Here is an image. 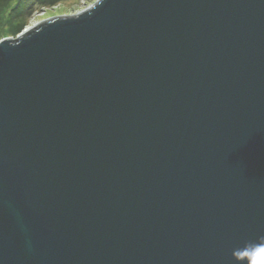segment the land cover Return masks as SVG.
I'll list each match as a JSON object with an SVG mask.
<instances>
[{
	"label": "water",
	"instance_id": "95a60500",
	"mask_svg": "<svg viewBox=\"0 0 264 264\" xmlns=\"http://www.w3.org/2000/svg\"><path fill=\"white\" fill-rule=\"evenodd\" d=\"M264 237V0H96L0 38V264H247Z\"/></svg>",
	"mask_w": 264,
	"mask_h": 264
},
{
	"label": "rangeland",
	"instance_id": "374dc122",
	"mask_svg": "<svg viewBox=\"0 0 264 264\" xmlns=\"http://www.w3.org/2000/svg\"><path fill=\"white\" fill-rule=\"evenodd\" d=\"M96 0H36L31 3V0H0V32L2 30L8 31L10 29L9 22L18 25L14 34L6 35L4 37H15L25 29H29L34 26V24L40 22L41 20L64 14L76 13L90 5H92ZM30 4V11L24 12L22 15H15L16 4ZM26 6V5H25ZM6 20V21H4ZM1 34V33H0ZM3 38V37H2Z\"/></svg>",
	"mask_w": 264,
	"mask_h": 264
},
{
	"label": "clouds",
	"instance_id": "9594fccd",
	"mask_svg": "<svg viewBox=\"0 0 264 264\" xmlns=\"http://www.w3.org/2000/svg\"><path fill=\"white\" fill-rule=\"evenodd\" d=\"M232 255L237 260H245L247 264H264V237L258 243H250L233 250Z\"/></svg>",
	"mask_w": 264,
	"mask_h": 264
},
{
	"label": "trees",
	"instance_id": "16d2710c",
	"mask_svg": "<svg viewBox=\"0 0 264 264\" xmlns=\"http://www.w3.org/2000/svg\"><path fill=\"white\" fill-rule=\"evenodd\" d=\"M24 1H27V0H24ZM34 1H36V0H31V3H34ZM14 2H15V0H14ZM31 3L30 4H26L25 3V5H23L22 3L21 4H16V6H15V15H22V13L24 12V10H25V13L27 12H29L30 11V5H31ZM1 16V15H0ZM2 17V16H1ZM0 20H2V18H0ZM4 21H6V20H4ZM11 23V24H10ZM9 24H10V29H8V31H6L5 29L4 30H2L0 33V38H2V37H4V36H6V35H11V34H14L16 31H18V30H15L17 27H19L18 25H15V27H14V23H12V22H9Z\"/></svg>",
	"mask_w": 264,
	"mask_h": 264
}]
</instances>
